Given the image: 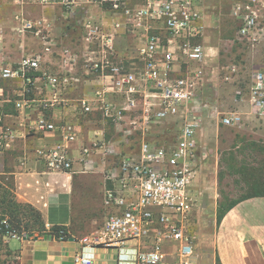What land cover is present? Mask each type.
Instances as JSON below:
<instances>
[{
    "label": "built area",
    "instance_id": "built-area-1",
    "mask_svg": "<svg viewBox=\"0 0 264 264\" xmlns=\"http://www.w3.org/2000/svg\"><path fill=\"white\" fill-rule=\"evenodd\" d=\"M28 0H12L20 6L15 19L22 30L32 31L42 44L43 52H50L54 43L49 34L50 22L45 17L28 18L22 5ZM31 0L41 6L57 7L63 12L80 9L87 12L85 4L107 6L112 18L106 21L86 18L82 21V45L84 69L98 83L95 89L77 99L81 111L97 112L103 119L115 125L126 118L129 124L146 125L150 121H161L178 115L182 126L172 144H155L142 132L138 150L134 155L122 156L109 167L104 180L103 204L106 214L101 225L80 238V249L72 258L73 264H92L93 259L84 252L86 247L120 246L126 241L136 243L135 264H197L194 235L189 229L191 200L188 187L197 170L203 151L197 139L199 122L188 109V103L198 95L205 77V52L199 39L204 24L194 0H141L132 4L130 0ZM264 0H245L240 13L239 36L250 33L257 24L259 7ZM161 26H154V23ZM135 33L139 43L136 54L128 59L118 52L116 38L118 29ZM69 52L64 48V53ZM40 53L23 59L18 64L0 69V77L19 79L24 87L36 79L45 82L52 96L44 104L51 107L58 101L63 86L72 77L41 73L38 70ZM235 68L234 64L230 65ZM15 100L18 109L32 107L26 97L27 87ZM251 111L264 116V73L256 70L247 94ZM136 114L135 116H132ZM220 122L227 126H238L242 116L237 111L223 113ZM39 131L58 129L60 141L52 146L36 149L38 158L46 170H69L72 161L67 155L68 142L75 139L74 127L70 124L55 125L44 114L34 122ZM18 132L3 123L0 115V156L9 150ZM93 145L105 148L108 154H120L113 141H92ZM85 153L87 148H83ZM0 230L8 241L25 235L18 232L6 217L0 218ZM64 238L62 230L56 235ZM174 245L171 260L166 245Z\"/></svg>",
    "mask_w": 264,
    "mask_h": 264
},
{
    "label": "crops",
    "instance_id": "crops-1",
    "mask_svg": "<svg viewBox=\"0 0 264 264\" xmlns=\"http://www.w3.org/2000/svg\"><path fill=\"white\" fill-rule=\"evenodd\" d=\"M84 5L87 8L96 6ZM19 9L20 6L12 0H0V69L16 65L21 60L33 58L40 53L38 70L31 71L32 74L47 73L58 78L72 77L74 80L62 87L58 101L52 102L51 107L44 108L45 101L48 102L52 96V90L45 82L36 79L32 85L26 86V97L32 100V107L18 109L14 102L26 87L19 79L0 77V115L5 125L18 132L11 148L0 156V186H7L3 178H8L14 203L32 207L39 214L42 226L28 232L31 235L22 234L10 238L14 240L13 249L9 247L10 240L7 241V246L16 264H73L72 258L80 249L81 236L98 227L103 214H106L103 194L109 183L105 182L104 174L123 155L121 149L119 155L108 154L105 148L92 144L95 139L105 141L103 129L98 123L99 114L81 111L77 102L78 98L90 94L98 83L95 76L87 78L84 69V60L81 57L84 51L82 31L78 46L71 47L66 38L75 25L71 23L60 29L62 34L58 35L50 18L51 11L59 9L41 6L28 0L22 5L24 15L38 18L43 14L50 22L49 34L54 47L50 52H43L39 37L32 31L22 30L20 23L14 18ZM100 9L103 12L109 11L105 7ZM64 13L67 17L66 13L69 12ZM208 17L204 18L207 27L212 23ZM154 26L161 25L156 22ZM117 31L118 52L128 59L132 58L136 34L122 27ZM199 41L208 56L212 50L209 44L213 42V38L206 31ZM64 48L69 52L64 53ZM41 114L57 126L70 124L74 127L75 139L67 145V155L72 161L69 170H46L38 158L36 149L52 146L60 141L58 129L39 131L34 128L35 119ZM203 122L209 123L206 119ZM197 139L204 154L200 156L191 182L195 188H203L206 186V173L210 174V181L213 182L216 170L212 159L211 163L206 159L212 149L202 147L199 133ZM84 147L88 149L87 153L83 151ZM210 157L213 158V154ZM188 191L190 194L189 187ZM215 212L214 205V216ZM197 216L198 212L193 208L189 228ZM56 228H59L58 231L62 230L63 239L56 236ZM204 243V246L201 245L200 239L198 244L195 242L197 264H215L217 258L221 264H264V197H251L235 204L221 219L214 237ZM135 248V241L130 240L120 246L86 247L84 252L93 259L92 264H135ZM166 250L168 259L171 260L175 253L174 245L167 244Z\"/></svg>",
    "mask_w": 264,
    "mask_h": 264
},
{
    "label": "rangeland",
    "instance_id": "rangeland-1",
    "mask_svg": "<svg viewBox=\"0 0 264 264\" xmlns=\"http://www.w3.org/2000/svg\"><path fill=\"white\" fill-rule=\"evenodd\" d=\"M194 1L204 24L202 36L204 37L207 31L213 38V42L209 44L211 53L208 56L205 54L203 83L198 95L188 103V109H192L191 112L195 114L199 122L200 132L198 133L202 147L212 149L206 155V159L209 163L212 159L216 170L213 182L210 181L209 173L204 176L205 187L195 188L192 182L189 186L190 194H192L190 195L191 215L193 208H196L198 212L197 219L189 229L194 235L195 242L198 244L200 239L201 245L204 246V242L214 237L215 230L218 228L213 206L216 207L218 201H224L225 197L230 200L236 199L254 181L263 180V177L259 176V169H264V116L260 117L251 111L247 94L254 72L261 70L264 73V6L259 7L255 27L248 35L241 37L237 33L240 13L236 12V8L239 5L242 11L245 0ZM130 2L135 4L140 3L141 0H130ZM93 5L96 6H88L87 12L66 13L67 17L60 9L51 11L50 19L56 26L58 35L62 34L60 29L71 23L75 25L66 38V42L73 48L78 46L83 20L90 17L107 22L111 18V11L103 12L100 9L102 6L97 2ZM208 6L211 7L208 8ZM105 8L108 7L105 6ZM204 16L212 20L208 27L204 22ZM39 17H43V14ZM135 43L133 55L136 54L135 51L139 45L137 41ZM231 64H234L235 68H231ZM90 76L93 75L89 74L87 78ZM229 111H237L241 114L240 125L227 126L220 122L223 113ZM97 118L99 127L103 129L104 140L115 142L123 156L134 155L137 152L142 132L150 142L172 144L176 141L182 126L178 115L168 116L161 121H150L146 125L140 124V118L137 117L135 124H129V119L126 118L118 125L106 121L100 115ZM204 119L209 123H204ZM210 154H213V158ZM3 181L7 183V186H0V218H8L18 232L24 229L38 230L39 224H26L27 221L30 222V217L22 216L21 209H15L12 206L9 179L3 178ZM24 213L31 216L28 210ZM104 215L105 213L99 225ZM13 242V239L9 242L11 249L14 248ZM0 264H16L7 246L6 238L1 232Z\"/></svg>",
    "mask_w": 264,
    "mask_h": 264
},
{
    "label": "trees",
    "instance_id": "trees-1",
    "mask_svg": "<svg viewBox=\"0 0 264 264\" xmlns=\"http://www.w3.org/2000/svg\"><path fill=\"white\" fill-rule=\"evenodd\" d=\"M264 160V159H263ZM259 173L261 177H263V180H259V181H254L253 184L251 186H248L246 191L244 193H242L241 195H239V197H237L236 199L230 200L227 199L225 197L224 201H218L217 205H216V213H215V222L216 225H218L221 221V219L223 218V216L226 214V212L231 209L235 204H237L238 202L245 200L247 198H251V197H264V169L261 168L259 169ZM219 177V175H218ZM12 194V193H11ZM12 206L15 209H21L22 212V216L24 217H30V222L27 221L26 224L28 223H35V224H39L40 228L41 226V220H40V216L39 214L30 206L27 205H18L16 203H14L13 199H12ZM26 210H28L30 212V215H27L26 213H24ZM10 221V220H9ZM11 222V221H10ZM59 228H56L54 231H58ZM33 230L31 229H24L21 232H31ZM0 232L2 233V230H0ZM215 264H221L219 259H216V263Z\"/></svg>",
    "mask_w": 264,
    "mask_h": 264
},
{
    "label": "water",
    "instance_id": "water-1",
    "mask_svg": "<svg viewBox=\"0 0 264 264\" xmlns=\"http://www.w3.org/2000/svg\"><path fill=\"white\" fill-rule=\"evenodd\" d=\"M25 235H31V233H25Z\"/></svg>",
    "mask_w": 264,
    "mask_h": 264
}]
</instances>
